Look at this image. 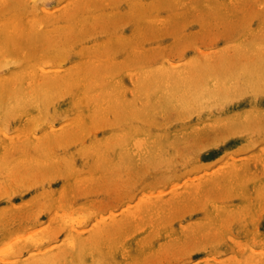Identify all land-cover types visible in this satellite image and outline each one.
<instances>
[{
  "label": "rangeland",
  "instance_id": "374dc122",
  "mask_svg": "<svg viewBox=\"0 0 264 264\" xmlns=\"http://www.w3.org/2000/svg\"><path fill=\"white\" fill-rule=\"evenodd\" d=\"M0 264H264V0H0Z\"/></svg>",
  "mask_w": 264,
  "mask_h": 264
}]
</instances>
